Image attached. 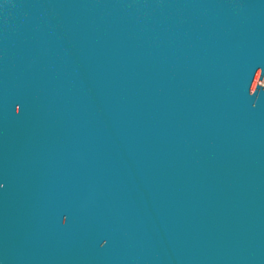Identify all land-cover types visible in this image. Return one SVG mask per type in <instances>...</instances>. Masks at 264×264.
<instances>
[{"label": "water", "instance_id": "water-1", "mask_svg": "<svg viewBox=\"0 0 264 264\" xmlns=\"http://www.w3.org/2000/svg\"><path fill=\"white\" fill-rule=\"evenodd\" d=\"M0 264H264V0H0Z\"/></svg>", "mask_w": 264, "mask_h": 264}]
</instances>
